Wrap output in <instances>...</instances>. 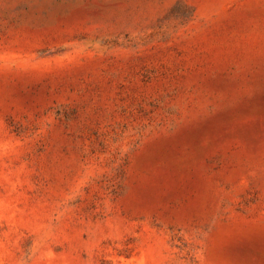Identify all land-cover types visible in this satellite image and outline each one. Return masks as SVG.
<instances>
[{
  "label": "rangeland",
  "instance_id": "1",
  "mask_svg": "<svg viewBox=\"0 0 264 264\" xmlns=\"http://www.w3.org/2000/svg\"><path fill=\"white\" fill-rule=\"evenodd\" d=\"M0 264H264V0H0Z\"/></svg>",
  "mask_w": 264,
  "mask_h": 264
}]
</instances>
